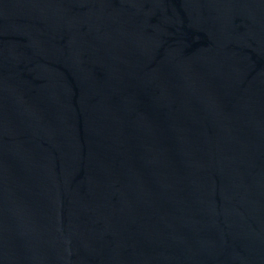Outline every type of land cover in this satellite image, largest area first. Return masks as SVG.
I'll return each instance as SVG.
<instances>
[{
  "label": "water",
  "instance_id": "obj_1",
  "mask_svg": "<svg viewBox=\"0 0 264 264\" xmlns=\"http://www.w3.org/2000/svg\"><path fill=\"white\" fill-rule=\"evenodd\" d=\"M0 264H264V0H0Z\"/></svg>",
  "mask_w": 264,
  "mask_h": 264
}]
</instances>
